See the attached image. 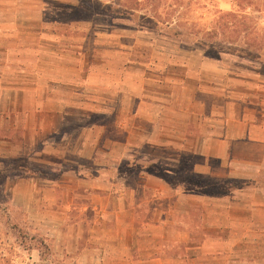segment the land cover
I'll use <instances>...</instances> for the list:
<instances>
[{"label":"rangeland","instance_id":"1","mask_svg":"<svg viewBox=\"0 0 264 264\" xmlns=\"http://www.w3.org/2000/svg\"><path fill=\"white\" fill-rule=\"evenodd\" d=\"M226 11L246 15L240 19L244 20L238 27L240 35L232 33L236 42L217 46L229 53H215L211 58L192 54V50L208 49L202 33ZM194 31L195 38L190 34ZM245 31L250 32V38L263 36L260 45L264 50V0H252L246 9L231 5L229 0H0L2 60L19 59L24 42L30 46L44 37L45 47L54 51H130L135 56L129 58L158 63L148 74L159 79L166 73L180 77V66L173 65V71L165 66L187 55L195 65L205 61L200 69L204 79L216 80L220 73L221 87L214 91H220L222 104L232 87L230 71L242 72L233 67L244 70L256 58L264 68V57L241 48ZM8 47L12 50L6 52ZM46 54L47 66L52 53ZM34 55L29 54L31 63ZM116 55V59L105 55V63L113 62L112 69L128 56ZM73 61L68 57V63ZM100 61L89 79L94 84L102 79ZM219 62L231 68H219ZM7 69L0 68V264H264L263 168L241 163L212 170L209 158L207 168H198L196 163L202 164V158L190 149H199V138L188 141L183 151L179 144H151L145 135L132 139L137 142V164L130 167L102 153L94 162L86 156L89 147L82 140L101 135V124L107 126L106 135L122 137L124 134H117L113 115L103 117L99 112L69 107L62 113L38 110L28 105L34 97L30 94L45 85L43 93L51 95L56 77H6L2 72ZM50 70L45 68L47 73H52ZM79 73L83 76L85 69ZM177 83L172 98L180 101ZM65 84L64 96H70L68 87L73 85ZM201 97L212 102L207 93ZM123 115L125 122L129 121L126 113ZM172 119L168 126L180 129L182 119L176 115ZM110 146L113 152L125 151L117 144ZM113 163L120 171L114 170ZM140 167L150 184L154 177H161L167 186L155 202L156 210L148 211L146 203L140 207L136 227L126 213L117 218L115 213L94 209L89 191L77 184L108 178L132 181ZM145 199L151 196L146 194ZM153 201L149 206L155 205Z\"/></svg>","mask_w":264,"mask_h":264},{"label":"crops","instance_id":"2","mask_svg":"<svg viewBox=\"0 0 264 264\" xmlns=\"http://www.w3.org/2000/svg\"><path fill=\"white\" fill-rule=\"evenodd\" d=\"M26 40L28 39L23 41ZM29 44L24 42V49L20 50L19 59L17 56L0 59V68H8L7 71L2 72L6 77L29 75L43 77L46 74L56 77L53 79L55 83L52 94L43 93L45 85L42 88L37 86L35 92L28 93L34 95L28 105L41 111L62 113L63 108L69 107L99 112L103 117L113 115L115 120L113 124L116 126L117 134H124L120 138L106 135L109 132L107 126L101 124V135L96 138L85 137L82 140V144L89 147L90 153L86 156H89L91 160L96 159L97 154L102 153L106 157L115 158V161L123 162L131 167L137 164V161L134 163V157L137 155L135 150H138L137 142L132 139L133 137L140 139L145 135L147 142L151 144L164 147L179 144L177 146H183V151L188 141L199 138L201 142L199 149H190L195 156L202 158V164L196 163L198 168H207L206 165L209 162L206 160L209 158L214 164L210 167L212 170L216 166L221 170L241 163L252 164L253 167L264 169V75L229 74L232 87L227 91L226 100L222 104L220 91H214L215 87H221V75L218 73L216 80L215 78L204 79L200 74L201 65L206 64L204 60L197 62V65L190 58L185 63L184 59L170 60L165 66L167 71L170 69L173 71V65L180 66L181 76L175 77L174 74L167 75L166 73L156 79L148 73L154 70V66L158 63H146L135 57L129 58L130 54L135 56L130 51L120 50L109 53V50L100 51L97 48H92L90 51L80 49L77 51L56 49L58 51H54L52 48L48 50L45 47L44 37H38L30 46ZM10 49L8 47L5 51ZM46 51L52 53V59L49 60L51 64L47 66L45 58L46 56L49 58V54H46ZM120 53H127L128 56L126 60L118 61L115 69H112L111 60L105 63V55L109 59H116L119 57L116 54ZM29 54H35L32 63L29 60ZM68 57L74 60L73 63H68ZM100 59L102 79L100 84H94L89 82V79L96 73L95 70L99 64L97 62ZM82 60L84 66L80 67ZM46 67L50 68L52 73H47ZM218 67H221L220 64ZM12 69L20 71L13 72ZM81 69H85L83 76L79 73ZM79 81H81L80 84ZM177 82L181 87L180 101L172 98L176 94L172 87L177 85ZM65 83L73 85L68 87L72 94L65 95L66 97L64 96V92H67ZM189 84L192 86L188 87ZM169 87L171 89L168 91L164 89ZM238 87H243V90H239ZM161 93L163 96L160 95ZM203 93H207L212 102L208 103L203 100L201 97ZM41 94L44 95L41 96ZM158 96H162L161 99H157ZM123 113H126L129 121L125 122ZM66 114L63 113V115ZM174 115L182 119L180 129L175 130L168 126L173 121L171 117ZM144 125H148L149 128L146 129ZM174 135L182 136L175 138ZM111 144H117L125 151L113 152ZM211 145L213 148L210 147ZM109 163L106 166L110 170ZM112 166H115V171L117 169L120 171L118 164L113 163ZM144 170L140 167L136 171L139 174L132 181H115L108 178L106 180H80L77 184L86 187L89 191L88 200L94 209L99 207V210L104 212L115 213L117 218L126 213L136 227L138 215L141 213L140 207L146 203L148 211L156 210L158 204L155 202L167 186L166 180L161 177H154L155 181L150 184L147 177L142 175ZM231 171L236 172L235 169L228 170V172ZM146 194L151 196L150 200H144ZM152 199L155 205L149 206ZM262 205H264V198Z\"/></svg>","mask_w":264,"mask_h":264},{"label":"trees","instance_id":"3","mask_svg":"<svg viewBox=\"0 0 264 264\" xmlns=\"http://www.w3.org/2000/svg\"><path fill=\"white\" fill-rule=\"evenodd\" d=\"M229 2L233 6L246 9L249 6V4L252 3V0H229ZM245 18H246V15L238 16L233 11L221 12V14L215 20L212 28L202 33L201 39L203 42L207 44L208 49H206V47H203L202 49H199V50L198 49L192 50L193 52L191 53L199 54L201 55V57H207V58H211L210 56H215V53H219V54L229 53V51L223 50V48H217V46H219V44L227 46V45L235 43L236 41L235 42L232 41V33L240 35V30L238 28L239 24L244 25V20H240V19H245ZM249 33L245 31L243 34L244 36L241 37V38H244L243 45H241L242 46L241 48L246 53L255 54L258 57L259 55H261V59H263L264 50L262 49L260 45V43L262 42L263 36L259 37V35H253V38H250V36H248ZM190 34L192 35V36L190 35L191 37H194V38L197 37V32L195 31L192 33L190 32ZM241 38H239L238 40H240ZM189 58L190 57H188L187 55H184V63L187 59L189 61ZM253 60H250L251 63H253V65H246L244 70L242 69V67H239V66L232 68V70L234 69L241 70L242 72L239 73V71L237 72L230 71L229 74H236V75H251V74L260 75L261 74V75H264V68L259 67L260 65L257 62L256 58ZM219 64L220 66L222 65L221 62H219ZM223 67L226 69L231 68L230 66H223Z\"/></svg>","mask_w":264,"mask_h":264}]
</instances>
